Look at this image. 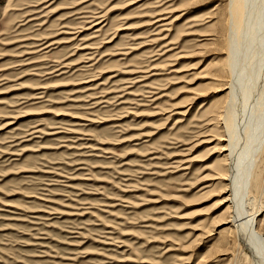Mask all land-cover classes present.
Listing matches in <instances>:
<instances>
[{
    "label": "rangeland",
    "instance_id": "374dc122",
    "mask_svg": "<svg viewBox=\"0 0 264 264\" xmlns=\"http://www.w3.org/2000/svg\"><path fill=\"white\" fill-rule=\"evenodd\" d=\"M228 3L0 0V264L252 263L213 179ZM254 148L238 209L264 238Z\"/></svg>",
    "mask_w": 264,
    "mask_h": 264
},
{
    "label": "bare ground",
    "instance_id": "6f19581e",
    "mask_svg": "<svg viewBox=\"0 0 264 264\" xmlns=\"http://www.w3.org/2000/svg\"><path fill=\"white\" fill-rule=\"evenodd\" d=\"M253 3L254 0H229L228 3L230 22L229 26L227 25L228 36L226 35V76L229 81L227 80L228 83L224 86L222 84V87L216 90H228V105L224 107L226 108L224 112L221 111L223 116L220 114L221 117L215 116V119L221 120L224 125L223 130L226 133L227 145L221 151H229L227 156L229 164H227L230 165V168L225 173L220 172L213 179H229L227 191H231V193L219 201L218 205L230 201L233 203L237 210H234V215L230 217L231 220L228 222L232 223V227L238 236L240 234L246 236L248 243L246 244L250 248L249 254L252 256L251 264H264V238L255 230L256 228L253 229L250 219L254 214L245 216L243 213L247 211L242 213L238 209L242 199L238 195L240 184L244 183L245 186V181H248L249 178L251 147L259 149L264 138V26L258 27L261 30L258 34L259 40L255 42L254 38L257 39L255 34L257 31L254 33L253 29L255 23L253 21L255 14ZM258 19L260 18L258 17ZM163 21L165 20H156L159 23ZM157 26L165 27L166 23ZM255 43H257L256 48L254 47ZM220 140L223 141L224 139ZM241 172L243 175L245 173V177H242ZM245 187L247 188V186ZM244 188L243 190H245ZM230 209L231 207L227 206L223 212L227 213Z\"/></svg>",
    "mask_w": 264,
    "mask_h": 264
}]
</instances>
